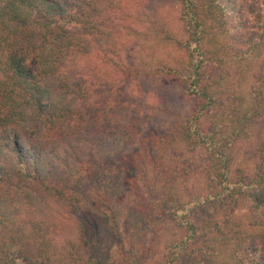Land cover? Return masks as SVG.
<instances>
[{"label": "trees", "instance_id": "trees-1", "mask_svg": "<svg viewBox=\"0 0 264 264\" xmlns=\"http://www.w3.org/2000/svg\"><path fill=\"white\" fill-rule=\"evenodd\" d=\"M171 2L0 0V264H264V0Z\"/></svg>", "mask_w": 264, "mask_h": 264}, {"label": "rangeland", "instance_id": "rangeland-1", "mask_svg": "<svg viewBox=\"0 0 264 264\" xmlns=\"http://www.w3.org/2000/svg\"><path fill=\"white\" fill-rule=\"evenodd\" d=\"M151 7H156L159 13L165 15L167 19L170 20L172 27H177V14L176 8L171 2V0H151ZM135 45L132 42V47ZM154 92L156 93L154 98L159 107L154 110L155 117L152 119V125L161 127L165 129L168 127L176 117L185 114L188 110V106L182 103L179 92L175 85H158L155 87ZM182 158L189 163V160L193 161L196 165H199V154H189L183 153ZM255 163V155L251 148L246 144L240 147L234 162V169H243L249 173L252 172ZM194 166V165H193ZM196 166H194L195 168ZM188 187L191 192L199 193L203 188V180L200 175L196 174L188 179ZM128 201L126 203L119 204L118 206V216L122 219V216L126 210ZM248 209L246 203H241L237 210V214L245 213ZM121 220H119V223ZM162 262L161 255H156L150 258L148 264H160Z\"/></svg>", "mask_w": 264, "mask_h": 264}]
</instances>
